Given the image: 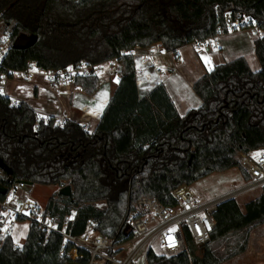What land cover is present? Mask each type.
I'll use <instances>...</instances> for the list:
<instances>
[{
  "label": "trees",
  "instance_id": "16d2710c",
  "mask_svg": "<svg viewBox=\"0 0 264 264\" xmlns=\"http://www.w3.org/2000/svg\"><path fill=\"white\" fill-rule=\"evenodd\" d=\"M226 13L248 17L264 30V0H0V25L12 38L7 68L24 70L34 62L60 71L113 59L120 64L119 84L92 131L76 121L60 126L55 117L40 120L27 103L12 106L0 95V159L12 171L1 183L70 186V198L58 193L46 206L59 226L75 213L67 224L72 234H84L94 220L97 232L125 241V217L144 196L173 207L175 189L212 174L239 168L249 180L238 154L264 149V36L255 41L261 70L253 72L244 58L214 67L193 86L201 106L184 116L163 83L140 96L135 60L127 54L157 44L176 53L213 38L225 28ZM21 34L38 40L17 50ZM18 51L16 61L12 55ZM99 85L97 76L76 81L90 96ZM215 216L217 228L204 245L189 241L188 252L174 257L150 251L148 264H224L244 253L248 231L264 223V189L244 211L229 199ZM239 235L245 242L237 251L220 250L222 242ZM63 250L59 234L45 241L32 225L22 248L11 237L5 240L0 264H69ZM78 264H88V258Z\"/></svg>",
  "mask_w": 264,
  "mask_h": 264
},
{
  "label": "built area",
  "instance_id": "2783aa9c",
  "mask_svg": "<svg viewBox=\"0 0 264 264\" xmlns=\"http://www.w3.org/2000/svg\"><path fill=\"white\" fill-rule=\"evenodd\" d=\"M225 28L219 27L217 36L193 43L201 61L207 67L211 49L219 50L218 39L229 33L237 31H252L258 38L264 36L258 24L248 17L233 19L230 13L224 15ZM12 47V38L3 34L0 39V95L9 97L12 106H18L21 101L15 96L12 84L24 83L30 78L43 81L44 85L52 93L59 95L66 91L72 94L76 88L78 78L97 76L107 68L118 74L120 64L117 59L109 60L101 64L90 65L80 63L70 67L52 71L38 67L34 62H29L24 70L7 68L4 61ZM135 63L136 74H142V69L150 65L151 59L160 56L153 48L136 47L128 52ZM157 76L161 75L159 69H155ZM150 80L149 75H144ZM144 80L137 78V86L142 87ZM92 100H95L92 97ZM40 120L47 121L50 117L38 116ZM66 120L56 119L58 125ZM85 127L88 125L85 124ZM241 170L249 177L244 180V185L224 198L211 199L202 193L188 190L190 186H181L172 192L175 206H166L155 197L144 196L134 202L125 217V231L127 239L116 241L96 231L98 222L88 220L84 234L74 235L68 230V218L60 227L58 220L46 211L32 196L30 188L26 183H18L7 187L8 193L0 198V251L7 238H12L16 225L19 221H28L30 227L34 225L48 241L52 234L57 233L62 237L65 255L69 264H78L79 260L88 258V264H134L136 257L143 250L148 253L153 251L155 243L165 251L158 256L174 257L188 252L189 241L195 246H202L209 241L215 232L218 221L215 214L219 205L229 199L246 192H254L264 189V149L251 152H240L238 155ZM8 176L0 169V182ZM16 246V245H15ZM67 247L71 249L67 250ZM148 263V262H147Z\"/></svg>",
  "mask_w": 264,
  "mask_h": 264
},
{
  "label": "crops",
  "instance_id": "0c3cea01",
  "mask_svg": "<svg viewBox=\"0 0 264 264\" xmlns=\"http://www.w3.org/2000/svg\"><path fill=\"white\" fill-rule=\"evenodd\" d=\"M257 39L255 33L249 30L237 31L220 37L218 39L219 50L211 49L210 59L206 64L207 67L211 71L216 66L244 58L253 72H259L261 65L255 53V41ZM151 48L160 56L152 58L150 65L143 68L142 74L137 76V78L145 81L142 87L137 86L140 96L143 97L149 94L156 85L163 83L180 115L184 116L190 110L198 109L202 101L194 93L193 86L208 70L194 49L193 44L178 50L176 53L165 51L162 45L159 44L153 45ZM135 65L141 67L138 62ZM155 69H159L161 75L157 76ZM117 75V83L114 82L115 77L112 76L102 86L100 85L98 88L99 95L92 96L95 100H92L91 96L77 88L72 91V94L64 91L56 95L44 85L43 81L36 78L25 81H30L29 83L12 84V88L15 96H18L21 102L30 105L38 116L45 115L46 117L72 121L75 111L84 113L81 120H85L91 112H94L89 120H93L95 127L100 120L102 111L119 84L120 75ZM144 75H149L150 80L145 79ZM31 91L32 95H30ZM74 96L79 98L75 99ZM194 185L190 187L193 188ZM24 245L16 246L22 248Z\"/></svg>",
  "mask_w": 264,
  "mask_h": 264
},
{
  "label": "rangeland",
  "instance_id": "374dc122",
  "mask_svg": "<svg viewBox=\"0 0 264 264\" xmlns=\"http://www.w3.org/2000/svg\"><path fill=\"white\" fill-rule=\"evenodd\" d=\"M3 28H1L0 25V39L3 36ZM31 36L21 34L18 36L14 42V47L17 50H23L30 41ZM21 54L18 51V54L12 55L14 60H18L20 58ZM119 74V73H118ZM115 77V83H117L118 75L116 73L111 72L108 68L102 72L99 75L100 78V85L102 86L104 82H106L110 77ZM30 81H27L25 83H29ZM99 85V87H100ZM79 89L78 87H76ZM13 89V88H12ZM30 95H32V91L30 92ZM99 95V91L92 95L97 96ZM90 96V95H88ZM91 96V97H92ZM75 99H78V96H74ZM20 99V98H19ZM84 100V98H83ZM87 101V100H86ZM85 103V102H82ZM89 104V103H85ZM84 113L81 111H75V114L72 116V121H76L77 123H83L84 125H88V127H84L89 130L94 129V123L91 119V116L94 115V112H91L90 116L86 117L85 120H81ZM82 125V124H81ZM239 155V154H238ZM242 173L239 168L231 169L229 171L223 172V173H215L212 174L199 182H197L194 187L188 188V190L195 191L197 193H202L208 198L216 199V198H224L229 196L231 193H233L235 190L241 188L244 185ZM67 185V183L65 184ZM61 190V187L59 186H52V187H46V186H40V185H34L30 188V191L32 193L33 198L42 206H47L49 200L53 197H55L59 191ZM262 193V190L254 191V192H246L242 193L241 195L235 197L234 199L240 204L242 210L244 211L245 205L255 200L260 194ZM99 208H105V203H99L97 205ZM75 216V213L72 214L70 217L73 219ZM30 230V224L28 221L22 220L19 221L16 225V228L14 230V233L12 235V239L14 244L17 246H21L26 243V240L28 238ZM239 236H233L224 242H222L220 250L225 253H233L239 249L241 245L244 244V237ZM200 247V246H195ZM154 251L158 255H162L165 253L162 247L159 246L158 243H155L153 245ZM197 255H201V252L197 251ZM134 264H148L146 259V251L143 250L139 253V255L136 257ZM224 264H264V223L255 226L251 228L248 231V241H247V249L244 253L232 258L231 260L227 261Z\"/></svg>",
  "mask_w": 264,
  "mask_h": 264
},
{
  "label": "water",
  "instance_id": "95a60500",
  "mask_svg": "<svg viewBox=\"0 0 264 264\" xmlns=\"http://www.w3.org/2000/svg\"><path fill=\"white\" fill-rule=\"evenodd\" d=\"M38 37L37 36H31V39L29 41V43L22 49H26L29 48L33 45H35V43L37 42ZM0 169H2L3 171L6 172V175L8 177L12 176V171L5 165V163L0 159ZM8 193V189L6 186H4L1 182H0V195L1 196H5ZM60 195L63 197H67L70 198L72 196V189L70 186H66L61 188V190L59 191Z\"/></svg>",
  "mask_w": 264,
  "mask_h": 264
}]
</instances>
